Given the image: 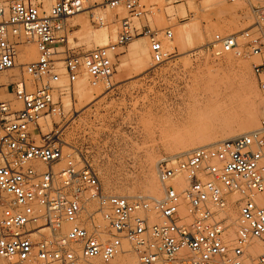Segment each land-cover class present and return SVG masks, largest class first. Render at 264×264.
Instances as JSON below:
<instances>
[{
    "label": "built area",
    "instance_id": "1",
    "mask_svg": "<svg viewBox=\"0 0 264 264\" xmlns=\"http://www.w3.org/2000/svg\"><path fill=\"white\" fill-rule=\"evenodd\" d=\"M88 1L0 0V71L17 66L19 46L35 44L39 50L36 61L21 64L37 82L34 91L25 81L16 83L22 108L0 102V259L8 264H107L125 251L126 242L136 264H264V251L252 253L254 241L264 246V120L234 138L162 158L156 169L164 195L157 199L108 194L90 167L39 173L30 165L56 164L64 156L58 122L46 132L39 124L64 114L55 98L57 91L67 94V86L59 85L62 75L69 84L84 74L110 77L116 50L140 35L150 38L155 63L168 54L157 32L133 25L132 18L144 14L134 4H128L131 17L123 19L114 43L86 52L65 48L68 22ZM233 1L248 2L255 14L257 28L244 54L262 56L255 71L264 74V0ZM165 36L172 38V30ZM212 46L215 54L229 52L239 48V37L217 34ZM34 126L40 128L38 139ZM180 177L187 186L178 184ZM232 195L238 196L239 210L234 226L226 214ZM35 202L43 212L31 211ZM232 228L239 234L231 237Z\"/></svg>",
    "mask_w": 264,
    "mask_h": 264
},
{
    "label": "rangeland",
    "instance_id": "2",
    "mask_svg": "<svg viewBox=\"0 0 264 264\" xmlns=\"http://www.w3.org/2000/svg\"><path fill=\"white\" fill-rule=\"evenodd\" d=\"M111 1L89 0L86 9L69 20V37L72 39L65 48L86 52L114 43L122 29L123 19L131 17L128 4H134L144 14L140 18H132L133 25L149 27L157 32L168 54L162 63H155L151 56L150 38L140 35L116 50V70L110 77L95 79L84 74L69 84L67 76L62 75L59 85H67V94L57 91L55 98L64 106V114L61 118H42L39 124L46 132L52 128L51 122H58L64 141V156L56 164L46 165L36 161L30 165L33 164L39 173H59L69 167H90L98 174L108 194L132 191L136 196L161 198L164 191L156 168L162 158L185 154L197 147L221 141V137L210 136L211 139L202 136L197 139L195 136L201 128L218 126L227 118L245 114L248 108L263 105L264 74L255 71L262 56L244 54L245 45L256 31L257 20L246 1L120 0L116 6H112ZM182 3L193 5L192 10L189 7L187 16L175 19L168 15L170 6ZM190 25L196 26L197 31L191 41L184 40L183 26ZM105 26L108 27L109 41L99 46L90 34ZM166 30H172V38L165 36ZM217 34L238 35L239 48L215 54L212 44ZM136 42L141 45L144 55L149 54L141 63L132 54ZM18 49V66L1 72L9 82L0 84V102H9L16 109L23 106L22 100L14 92L16 83L25 81L29 91H34L37 83L24 72L21 64L36 61L39 56L35 44L22 45ZM208 79L216 84L217 95L209 98L200 96L199 99L205 103L196 104L192 109L190 105L197 101V95L203 89V83H209ZM82 81L92 83L91 89L80 95L74 94ZM67 95H70V103L64 102ZM263 120L264 115L255 128ZM33 131L38 139L40 128L34 126ZM191 138L198 141L194 142ZM199 140L208 141L203 144ZM177 148L180 149L179 153L175 151ZM4 161L6 164L11 162ZM152 164L154 167H151ZM152 168H155L154 172L150 171ZM151 172L158 181L154 180L153 184L158 183L155 186L159 187L160 195L148 193ZM180 178L182 180L184 177ZM181 180L178 179V184L188 185ZM231 200L232 196H229L227 207ZM234 205L239 215L237 201ZM30 209L32 212H43L44 206L35 202ZM68 228L69 225L65 224V231ZM232 229L235 235L239 234L236 228ZM124 250L107 264H123L126 253H132L128 251L126 242ZM88 261L83 264H103L99 260ZM136 263L137 258L134 260ZM0 264L8 263L0 259ZM33 264L48 263L37 261Z\"/></svg>",
    "mask_w": 264,
    "mask_h": 264
},
{
    "label": "bare ground",
    "instance_id": "3",
    "mask_svg": "<svg viewBox=\"0 0 264 264\" xmlns=\"http://www.w3.org/2000/svg\"><path fill=\"white\" fill-rule=\"evenodd\" d=\"M172 1V0H171ZM191 2V0H190ZM189 3V2H188ZM195 3V2H194ZM186 3H182V4H178V5H175L174 6H170L168 8V15L172 16L173 18L177 19L179 16H182V17H185L188 15V12L189 10L193 8V5L190 3V5H185ZM197 4V3H196ZM190 7V9H189ZM96 11V10H95ZM255 23V22H254ZM184 28L182 29V34H183V37H184V40H190L193 35L196 33L197 31V27L194 26V25H190V26H183ZM90 36L94 39V43H96L97 45H105L108 43L109 41V33H108V27H103V28H100V29H97L95 30L94 32H92V34H90ZM72 39V37H69V41ZM192 40V39H191ZM190 40V41H191ZM189 42V41H188ZM192 44V43H191ZM135 47L133 49V53L136 57V60L141 63L142 61H144V59L149 55H144L142 53V48H140L139 44H134ZM133 45V46H134ZM179 47V46H178ZM187 48V47H186ZM148 53V52H147ZM150 57V56H149ZM166 58V57H165ZM23 64V63H22ZM18 66V65H17ZM11 70V69H10ZM1 72L3 71H0V84L4 85V84H7L9 82L8 78L5 77ZM91 79V78H90ZM86 80V79H85ZM209 80V79H208ZM92 81V80H91ZM81 83V82H80ZM93 83V81H92ZM92 83H89L88 81H82L81 84H79L77 86V88L74 90V94H79L80 93H84V91H87L91 86L90 84ZM94 84V83H93ZM101 84V83H99ZM104 84V82L102 83ZM204 84V87L202 90L199 91L198 93V98H197V101H194L193 104L190 105V107L193 109L195 107L196 104H200V105H203L205 103V101L203 100H200L199 97L200 96H208L211 97V96H216L217 95V86L216 84H214V81L213 80H209V83L205 82L203 83ZM62 86V85H61ZM64 86V85H63ZM67 86V85H66ZM101 86V85H100ZM104 87V85H103ZM102 87V88H103ZM91 89V88H90ZM89 89V90H90ZM68 90V89H67ZM98 90V88H97ZM263 96V95H262ZM65 101L64 102H68L70 103L71 99H70V95H67L66 97H64ZM264 100V96L262 97ZM95 100V99H94ZM198 102V103H197ZM200 102V103H199ZM263 102V101H262ZM261 106V105H260ZM252 107V108H248L246 109V112L245 114L241 115V116H237V117H232V118H227L223 123L219 124L218 126H211V127H204V128H201L199 131V133H197V136H195L197 139H199V137H210V136H214V137H221L220 140H225V139H230V138H234L236 136H239L241 134H244L246 132H249L251 130H253L257 124H258V121L260 119L261 116L264 115V103L263 105L260 107ZM200 107V106H199ZM263 114V115H262ZM48 118V117H47ZM50 118V117H49ZM46 120V118H45ZM49 120V119H47ZM50 123V122H48ZM52 124V122H51ZM42 128V127H41ZM194 139V138H191L192 140H197V139ZM212 139V137H210ZM189 139V140H191ZM201 139V138H200ZM203 139V138H202ZM204 139H209V138H204ZM214 140V139H213ZM217 140V139H216ZM198 141V140H197ZM201 141V143L204 144V142L208 141V140H199V142ZM185 142V141H184ZM191 142V141H190ZM189 142V143H190ZM218 142V141H217ZM183 143V142H182ZM198 143V142H197ZM211 143V142H210ZM181 144V143H180ZM185 144V143H184ZM187 144V143H186ZM191 144H193L191 142ZM195 145V144H194ZM208 145V144H207ZM184 146V145H183ZM182 146V147H183ZM192 146V145H191ZM181 147V145H180ZM185 150L186 149V146L184 147ZM184 148H181L183 149L184 151ZM178 150H180L179 148H177V150L175 149V151L177 152ZM191 150V149H190ZM175 152V153H176ZM182 152V151H181ZM185 152V151H184ZM189 152V151H187ZM174 153V154H175ZM179 153V151H178ZM176 153V154H178ZM186 153V152H185ZM183 155L184 153H179L178 155ZM33 165V164H32ZM154 167V165L152 164L151 167ZM35 168V167H34ZM155 168H152L150 171H153ZM151 172V178H150V183L151 184H148V193H150V195H160V189L159 187L155 186L157 185L158 181L156 179V176L155 174ZM156 173V172H155ZM150 174V173H149ZM157 181L156 184L154 185L153 182ZM181 180V178H180ZM182 183L184 185H186V183H188V180L186 178H182ZM121 191V190H120ZM146 192V191H145ZM120 194L122 195H125V196H128V197H136V193L135 192H132V191H129L127 194L125 192H119ZM117 194V193H116ZM153 198V197H151ZM153 199H157V198H153ZM238 199V196L237 195H232V200L230 201V203H228V207H227V211L226 213L228 214V219H230V221H232V223H236L237 224V220H238V214L235 210V202L237 201ZM238 209V207H237ZM185 213V212H184ZM185 215H187V213H185ZM243 233V229H240ZM235 235V231L232 229L231 230V237H233ZM264 251V246L263 244L256 240L254 241V244H253V247H252V253L254 255H257L261 252ZM126 257L124 256V261H123V264H134V260H135V256L132 254V253H126ZM119 256V255H118ZM117 258V257H116ZM59 264V263H58ZM62 264V263H61Z\"/></svg>",
    "mask_w": 264,
    "mask_h": 264
}]
</instances>
